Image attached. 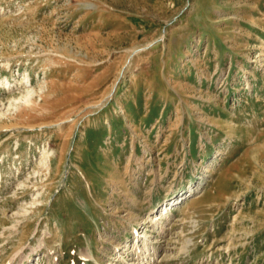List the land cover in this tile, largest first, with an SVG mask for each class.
<instances>
[{"label": "rangeland", "instance_id": "obj_1", "mask_svg": "<svg viewBox=\"0 0 264 264\" xmlns=\"http://www.w3.org/2000/svg\"><path fill=\"white\" fill-rule=\"evenodd\" d=\"M138 256L264 264V0H0V264Z\"/></svg>", "mask_w": 264, "mask_h": 264}, {"label": "bare ground", "instance_id": "obj_2", "mask_svg": "<svg viewBox=\"0 0 264 264\" xmlns=\"http://www.w3.org/2000/svg\"><path fill=\"white\" fill-rule=\"evenodd\" d=\"M163 211V213L162 214H165L166 213V211H167V207L166 206H164L163 207V209H162ZM135 231V230H134ZM145 239V238H144ZM148 246H147V243L146 244H144V246H143V248H144V252L147 250V249H149V248H147ZM115 248V247H114ZM140 248V247H139ZM143 252V253H144ZM34 253V252H33ZM139 253H140V251H139ZM139 255V254H138ZM34 256V255H33ZM85 256H87V255H85ZM92 256V255H91ZM140 257H141V254L139 255ZM139 256L136 258V262H135V264H141L140 263V261L142 262V259H143V256H142V258H141V260H140V258H139ZM140 260V261H139ZM109 264V263H108ZM142 264H143V262H142Z\"/></svg>", "mask_w": 264, "mask_h": 264}]
</instances>
